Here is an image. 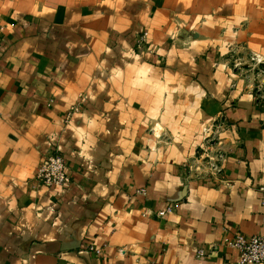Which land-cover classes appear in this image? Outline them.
Returning <instances> with one entry per match:
<instances>
[{
	"label": "crops",
	"instance_id": "0c3cea01",
	"mask_svg": "<svg viewBox=\"0 0 264 264\" xmlns=\"http://www.w3.org/2000/svg\"><path fill=\"white\" fill-rule=\"evenodd\" d=\"M72 5L43 12L22 0L0 12V264H235L240 254L229 243L264 235V102L216 63L226 52L222 32L264 55V0ZM245 19L251 28L230 34ZM175 21L211 39L182 51L177 63L173 84L193 81L183 76L189 67L198 77L189 106L177 104L186 101L180 90L169 93L170 60L166 69L159 61L123 60L141 26L162 44ZM110 43L119 46L109 52ZM199 49H211L213 59ZM85 53L89 60L109 53L118 59L100 65L83 61ZM96 66L109 76L89 80ZM83 92L89 98L84 112L69 119ZM222 111L232 125L223 175L186 181L177 165L188 152H181L183 121L190 118L187 129L194 123L197 144L203 124ZM158 118L177 134V147L159 149L145 134ZM50 143L65 159L68 189L36 183ZM139 188H146L145 198L135 196ZM168 204L171 214L152 217ZM146 210L151 218L141 216ZM88 245L101 254L80 251ZM200 249L203 258H197Z\"/></svg>",
	"mask_w": 264,
	"mask_h": 264
},
{
	"label": "rangeland",
	"instance_id": "374dc122",
	"mask_svg": "<svg viewBox=\"0 0 264 264\" xmlns=\"http://www.w3.org/2000/svg\"><path fill=\"white\" fill-rule=\"evenodd\" d=\"M22 0H0V12L5 7H9L10 9H16L15 6H18ZM33 5H36L38 9H42L44 11H51L52 9H57L60 11L64 7L71 8L73 7L72 3L74 0H30ZM251 20L245 19L239 23L238 27H235L230 34L233 32L236 34L239 31L248 30L251 28ZM175 28L172 32H167L165 37L163 38V43H155V39L151 37V32L145 27V25L141 26L139 31L135 33L134 38L128 43V47L123 49V54H127L124 57V61L130 62V59L137 60L139 62L147 63V64H155L156 61L162 63L163 68L166 69L167 62L170 60L169 72H170V94H177L180 90L182 97L186 101H180L177 104H184L185 106L190 105L189 97L193 95V91L189 90L193 88L195 83L198 82V77L193 75L190 71V68H187L185 72H183V76L187 79H192L189 83L178 86L173 84V81L177 78L175 73L178 72V64L183 57L182 51L190 50L194 44L198 43H210V37L206 34L201 33L199 30H195L194 26H189L184 22H176L174 23ZM142 28V29H141ZM227 36V35H226ZM49 38V33L47 32V41ZM126 38V37H125ZM233 38V37H229ZM220 41L226 42V52L221 59L217 60L216 64L220 62L224 64V66L231 72L233 77L241 79L244 81L247 92L253 98L259 102H264V55L254 51L248 42H241L237 38L226 39L225 32H222L220 36ZM119 45L116 43H110L107 45L108 51L113 52ZM163 49V50H162ZM203 53V58L213 59L210 57L211 49L202 50L199 49ZM83 61H93L103 65L104 62H113L118 58L117 56L109 53L104 57L102 55H95V57L89 60V54L85 53ZM197 56L199 54L195 53L194 60L197 61ZM200 58V57H198ZM215 64V63H213ZM96 66L89 71L91 73L87 78L90 80H98V78H104V76H100L101 73L106 72L109 76L111 71H101ZM102 80L103 79H99ZM108 88V87H107ZM198 91L202 94L208 96V92L205 86L202 84L198 85ZM160 98V97H159ZM89 98L86 95V92H83L78 95V102L71 107V112L69 114V119L72 114H81L83 113V107L88 103ZM85 110V109H84ZM160 119H155L151 121L148 125L147 131L145 134L149 137H153L155 140V144L157 148H163L167 151L173 149V147H177V134H172L171 128L163 127L158 122ZM182 121V120H181ZM185 126L179 131L182 132L180 137L184 140V145L182 146L181 152L187 150L188 152L184 155L183 159L179 161L177 164L179 167L180 174L183 175V178L186 181H200L205 179H220V176L223 175L224 171V162L227 158V155L230 154V146L228 145V141L225 137V134L231 129L232 125H229L228 120L225 116V113L222 111L217 116L211 117V119L207 120L206 123L203 124L201 129V141L197 144H193L192 141L194 139V123L187 129L186 126L190 123V118H185L183 121ZM179 124V121H178ZM185 129V130H183ZM213 129L216 133V137L209 138L207 136V132ZM193 130V131H192ZM179 132V133H180ZM55 138V136L50 137V141ZM155 150V148H154ZM152 150H144L147 152H155ZM220 153V154H219ZM54 154L62 155V152L59 150L58 144L55 145L50 143V146L43 156V162ZM218 156H223L221 166L223 167L222 174L216 175L211 169V163ZM42 162V163H43ZM212 175H211V174ZM210 174V176L208 175ZM218 176V177H217ZM135 196L145 198L147 196L146 188H139L136 190ZM171 209V212H168L164 216H160V212L165 211L166 209ZM173 211L172 205L168 204L165 209L159 211L152 216L151 211H144L141 213V216L144 218L155 217L157 220H161L166 218L168 214H171ZM85 253H95L97 255L101 254L100 249H97L93 245H88L84 249H80ZM122 252V251H121Z\"/></svg>",
	"mask_w": 264,
	"mask_h": 264
},
{
	"label": "built area",
	"instance_id": "2783aa9c",
	"mask_svg": "<svg viewBox=\"0 0 264 264\" xmlns=\"http://www.w3.org/2000/svg\"><path fill=\"white\" fill-rule=\"evenodd\" d=\"M207 136L209 138L216 137L217 133L213 129H210L207 132ZM222 159H224L223 156H218L210 165L212 171L219 176L223 171V167L221 166ZM210 174L208 175L210 176ZM35 180L38 185L44 187L68 189L71 184V178L68 174L64 157L60 154H54L48 157L38 169ZM259 192L264 196V185L259 188ZM262 207L264 208V197ZM50 210L53 211V209ZM168 212H171L170 208L160 212L159 215L164 216ZM229 247L237 250L240 254V258L235 264H264V235L254 236L248 239L242 236H236L229 243ZM204 256L205 251L200 249L197 253V258H203Z\"/></svg>",
	"mask_w": 264,
	"mask_h": 264
}]
</instances>
